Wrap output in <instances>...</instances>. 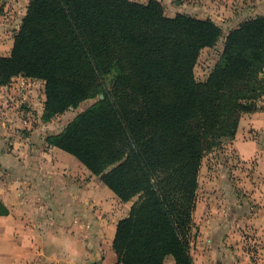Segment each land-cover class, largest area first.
Wrapping results in <instances>:
<instances>
[{
    "label": "trees",
    "instance_id": "obj_1",
    "mask_svg": "<svg viewBox=\"0 0 264 264\" xmlns=\"http://www.w3.org/2000/svg\"><path fill=\"white\" fill-rule=\"evenodd\" d=\"M221 35L212 19L168 16L159 0H30L10 55L0 56V86L18 75L44 81L45 120L93 98L118 68L111 92L47 140L121 200L138 198L117 225L121 264H195L203 159L235 138L244 114L263 108L264 16L231 29L198 80L202 50ZM129 92L155 106L133 116Z\"/></svg>",
    "mask_w": 264,
    "mask_h": 264
},
{
    "label": "crops",
    "instance_id": "obj_2",
    "mask_svg": "<svg viewBox=\"0 0 264 264\" xmlns=\"http://www.w3.org/2000/svg\"><path fill=\"white\" fill-rule=\"evenodd\" d=\"M14 1L25 9L19 27L30 0ZM14 10L7 15L0 11V56L13 49V33L19 29L12 31L9 23ZM211 14L189 15L220 25ZM258 16H264V0H231L225 38ZM44 102L41 79L18 75L0 86V200L8 209L0 215V264H121L113 241L118 222L128 214L117 216V195L77 158L46 146L39 131ZM260 103L264 106V97ZM231 150L246 171L241 181L231 180V225L216 215L198 214L197 206L194 222L201 236L191 247L195 264H264V107L241 117ZM230 230L231 243L222 236ZM253 235L260 241L254 261L248 246ZM166 264L175 260L169 257Z\"/></svg>",
    "mask_w": 264,
    "mask_h": 264
},
{
    "label": "rangeland",
    "instance_id": "obj_3",
    "mask_svg": "<svg viewBox=\"0 0 264 264\" xmlns=\"http://www.w3.org/2000/svg\"><path fill=\"white\" fill-rule=\"evenodd\" d=\"M137 1L147 2L148 0ZM160 2L163 4L165 13L168 16H175L176 14L184 12L204 17L211 14L209 10H213V14L211 15L215 16L223 29L217 44L212 48L202 50L196 65L195 73L197 79L205 80L210 69L219 60L225 42L224 35L227 30L231 28V0H160ZM211 3L215 4L210 6ZM5 5L8 7L7 10L4 9L6 7ZM0 6V11L3 12L4 15L11 13L17 8L14 10V13L11 14L12 16L9 17L12 31L17 30L19 28L18 24L21 15L25 10L23 3L21 1L15 2L14 0H0ZM13 36H15V33H13ZM117 69V67H112L109 74L102 76L101 87L93 98L82 102L77 107L68 109L62 114L54 116L50 120L43 119L44 126H41L39 131L47 147H51L47 140L49 137L60 134L78 114L103 100L105 92H111L114 76L119 71ZM129 93L131 96L129 97L128 105L133 116L143 114L146 109H151L155 106L153 101L148 99L144 100L132 92ZM259 105L264 107L260 102ZM251 167H253L252 163ZM251 167H247V171L250 173L252 172ZM235 168H239L241 171L236 173ZM244 168L245 165L237 162L235 153L231 150V141H225L221 147L208 153L203 159L199 174V190L197 197L198 214L201 215V213H203V215L208 216V218L216 215L218 220L221 219L226 225H228L229 222L231 225V180L241 181L246 172ZM239 189L241 193H243V189ZM114 199L115 203L113 208L118 217H124L129 214L131 206L138 200V198L135 197L129 201H123L118 196H115ZM199 231L200 227L198 223L194 222V225L191 227V244L201 236ZM222 236H224L223 240L231 243V230ZM253 236L255 238L252 237V242H250L248 246L252 247L251 252L253 253L254 261V257H256L259 252L260 241L259 237Z\"/></svg>",
    "mask_w": 264,
    "mask_h": 264
}]
</instances>
